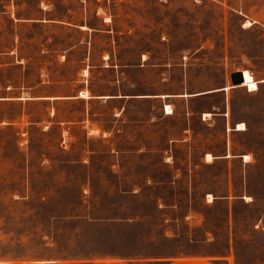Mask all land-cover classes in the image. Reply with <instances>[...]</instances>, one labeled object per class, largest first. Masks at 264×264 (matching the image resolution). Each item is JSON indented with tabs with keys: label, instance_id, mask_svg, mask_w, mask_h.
Instances as JSON below:
<instances>
[{
	"label": "rangeland",
	"instance_id": "obj_1",
	"mask_svg": "<svg viewBox=\"0 0 264 264\" xmlns=\"http://www.w3.org/2000/svg\"><path fill=\"white\" fill-rule=\"evenodd\" d=\"M108 254L264 264V0H0V259Z\"/></svg>",
	"mask_w": 264,
	"mask_h": 264
},
{
	"label": "crops",
	"instance_id": "obj_2",
	"mask_svg": "<svg viewBox=\"0 0 264 264\" xmlns=\"http://www.w3.org/2000/svg\"><path fill=\"white\" fill-rule=\"evenodd\" d=\"M250 90V89H249ZM0 264H218L215 258L205 255L164 256L102 255L94 258H27L0 259Z\"/></svg>",
	"mask_w": 264,
	"mask_h": 264
},
{
	"label": "bare ground",
	"instance_id": "obj_3",
	"mask_svg": "<svg viewBox=\"0 0 264 264\" xmlns=\"http://www.w3.org/2000/svg\"><path fill=\"white\" fill-rule=\"evenodd\" d=\"M248 24H250V21H248L247 22ZM246 86L247 87H249V89L250 90H255L257 87H258V84H257V82L256 81H251V82H249V83H246ZM167 109H168V113H170V112H172V110L170 109V105H168L167 104ZM205 118H207V117H211V113H209V112H205ZM244 124L243 123H238V125H237V128L238 129H244ZM236 128V129H237ZM208 156H209V159L208 160H211L212 159V155L211 154H208ZM249 157V155L247 154V155H245V158L247 159Z\"/></svg>",
	"mask_w": 264,
	"mask_h": 264
},
{
	"label": "water",
	"instance_id": "obj_4",
	"mask_svg": "<svg viewBox=\"0 0 264 264\" xmlns=\"http://www.w3.org/2000/svg\"><path fill=\"white\" fill-rule=\"evenodd\" d=\"M231 76L234 84L241 83L244 80L243 71L233 72Z\"/></svg>",
	"mask_w": 264,
	"mask_h": 264
}]
</instances>
